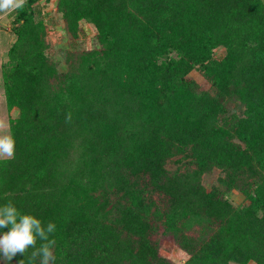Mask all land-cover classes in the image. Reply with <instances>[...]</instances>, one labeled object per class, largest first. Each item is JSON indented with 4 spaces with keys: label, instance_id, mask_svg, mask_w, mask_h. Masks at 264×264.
Here are the masks:
<instances>
[{
    "label": "trees",
    "instance_id": "obj_1",
    "mask_svg": "<svg viewBox=\"0 0 264 264\" xmlns=\"http://www.w3.org/2000/svg\"><path fill=\"white\" fill-rule=\"evenodd\" d=\"M37 2L13 20L0 205L56 224L55 264H176L163 238L186 264H264V0H58L69 32L87 20L101 46L65 72ZM176 156L194 166L169 168Z\"/></svg>",
    "mask_w": 264,
    "mask_h": 264
},
{
    "label": "rangeland",
    "instance_id": "obj_2",
    "mask_svg": "<svg viewBox=\"0 0 264 264\" xmlns=\"http://www.w3.org/2000/svg\"><path fill=\"white\" fill-rule=\"evenodd\" d=\"M57 2L58 0H50L48 2L46 0H38L37 6L47 13L45 17L47 23L46 40L50 45L48 50L50 59L57 65L59 71L65 72L70 68L71 63L79 53L100 49L101 46L96 38V26L87 20L79 22L76 36L70 33L63 14L58 10ZM15 12L16 10L0 13V135L11 134V123L20 115V111L17 108H8L4 87V71L9 61V49L16 40V35L13 33ZM223 54L224 48L221 47L216 50L217 56H222ZM190 75L200 84L204 86L208 85L207 79L200 71L193 70ZM239 111L241 110L239 109ZM179 156L168 160L167 166L174 169L180 165L183 170L189 166H194L189 162V159H185L182 164L179 163L181 162ZM220 176L221 173L219 171H211L207 175H204V182L210 187L217 182ZM228 198L234 205H240L245 201V197L237 189L231 190L228 193ZM159 252L162 256L169 258L176 264H186L189 259V254L180 248L176 242L172 241V239L163 238L160 242ZM0 264H3V261H0ZM228 264L258 263L254 260H249L247 262L230 261Z\"/></svg>",
    "mask_w": 264,
    "mask_h": 264
},
{
    "label": "clouds",
    "instance_id": "obj_3",
    "mask_svg": "<svg viewBox=\"0 0 264 264\" xmlns=\"http://www.w3.org/2000/svg\"><path fill=\"white\" fill-rule=\"evenodd\" d=\"M27 0H0V13L21 10ZM72 115L65 116V122H71ZM16 140L8 133L0 135V161L15 158ZM0 261L11 264L17 256L27 257V264H55L54 234L57 226L54 222L46 225L36 215L20 211L13 201L0 205ZM31 250V251H30ZM18 264H25L21 259Z\"/></svg>",
    "mask_w": 264,
    "mask_h": 264
}]
</instances>
